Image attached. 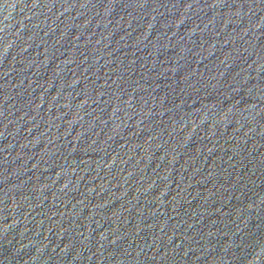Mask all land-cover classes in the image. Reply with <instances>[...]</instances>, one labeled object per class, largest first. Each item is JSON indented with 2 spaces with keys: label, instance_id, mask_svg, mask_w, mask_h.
<instances>
[{
  "label": "water",
  "instance_id": "water-1",
  "mask_svg": "<svg viewBox=\"0 0 264 264\" xmlns=\"http://www.w3.org/2000/svg\"><path fill=\"white\" fill-rule=\"evenodd\" d=\"M0 264H264V0H0Z\"/></svg>",
  "mask_w": 264,
  "mask_h": 264
}]
</instances>
